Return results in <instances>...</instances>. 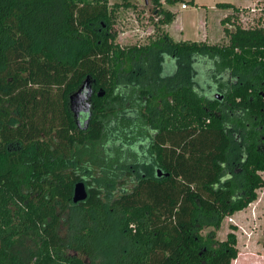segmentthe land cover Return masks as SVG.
I'll use <instances>...</instances> for the list:
<instances>
[{
    "label": "trees",
    "instance_id": "obj_1",
    "mask_svg": "<svg viewBox=\"0 0 264 264\" xmlns=\"http://www.w3.org/2000/svg\"><path fill=\"white\" fill-rule=\"evenodd\" d=\"M115 8L0 0V264H231L235 227L217 230L264 186V26L124 48ZM195 56L213 61L212 92L196 90ZM86 77L79 126L69 96ZM78 180L88 196L73 203Z\"/></svg>",
    "mask_w": 264,
    "mask_h": 264
},
{
    "label": "rangeland",
    "instance_id": "obj_2",
    "mask_svg": "<svg viewBox=\"0 0 264 264\" xmlns=\"http://www.w3.org/2000/svg\"><path fill=\"white\" fill-rule=\"evenodd\" d=\"M177 0L170 3L169 0H160L163 9L175 13V20L170 26L165 28L166 24H159V17L153 11L152 0H108L109 6L116 7L115 22L109 26V33L114 37L115 42L122 47L137 46L145 47L152 41L161 36L162 32L168 31L176 40H204L211 43L227 42L224 37L221 20L224 16L234 13L235 17L226 24L229 30H233L238 23L243 27H256L264 21V0ZM221 2H229L234 8L224 9L218 6ZM187 4V8H181L182 4ZM236 11L234 12V10ZM228 10V11H227ZM106 28L103 24L102 29ZM197 60L195 67V82L197 88L204 87L209 92L215 86V78L212 77L213 61L195 56ZM194 61V59L190 60ZM215 75V74H214ZM200 90V89H199ZM206 96L210 95L207 91L203 92ZM91 103V101H90ZM117 124V123H116ZM120 131H129L125 136L128 139L130 131L121 129ZM239 144L236 140L231 150V157L237 158ZM87 186V182L84 181ZM229 225V231L231 230ZM226 227H220L217 230L218 240L226 238ZM227 232V233H228Z\"/></svg>",
    "mask_w": 264,
    "mask_h": 264
},
{
    "label": "crops",
    "instance_id": "obj_3",
    "mask_svg": "<svg viewBox=\"0 0 264 264\" xmlns=\"http://www.w3.org/2000/svg\"><path fill=\"white\" fill-rule=\"evenodd\" d=\"M224 3H229V2H224ZM186 8L187 6L184 7L183 9ZM224 9H230V8H224ZM171 23L165 25L166 30ZM226 24L225 25L222 24L223 32H224V27H226ZM258 26H264V22L263 23L261 22V24ZM166 32L174 41H188V40H176L173 36L169 34L168 31ZM224 37H226L225 32H224ZM200 41H204V40H200ZM204 42L213 44L207 41ZM232 78L233 80L235 79L234 76L232 75L229 77L223 76L222 80L223 82L227 80V82L230 83ZM235 172H237V170H235ZM229 225L235 227V230L232 231L236 235V248L238 251L236 258L232 260L231 264H264V186L257 190V198L254 201H252L246 208L236 211L233 214L226 216L223 219L220 227H224V226L226 227V232H225L226 235L227 232L229 231L228 229Z\"/></svg>",
    "mask_w": 264,
    "mask_h": 264
},
{
    "label": "water",
    "instance_id": "obj_4",
    "mask_svg": "<svg viewBox=\"0 0 264 264\" xmlns=\"http://www.w3.org/2000/svg\"><path fill=\"white\" fill-rule=\"evenodd\" d=\"M92 95V87L90 86L89 77H86L83 84L69 96V107L73 113L76 114L77 105H85V112L89 111L91 106L90 98ZM98 95H103V92L100 91ZM81 109V108H80ZM89 117L85 120V125L89 122ZM158 175H160V171L158 170ZM88 196L87 187L83 180H78L75 182L73 186V193H72V202L78 203L85 201Z\"/></svg>",
    "mask_w": 264,
    "mask_h": 264
},
{
    "label": "flooded vegetation",
    "instance_id": "obj_5",
    "mask_svg": "<svg viewBox=\"0 0 264 264\" xmlns=\"http://www.w3.org/2000/svg\"><path fill=\"white\" fill-rule=\"evenodd\" d=\"M76 108L79 109V110L76 111V114L75 113H73V114H74V118L76 120V123L80 126L82 123L85 124V120H86L87 117L90 118V116H91V106H90L88 112L87 111L85 112V108L86 107L83 104L82 105H77Z\"/></svg>",
    "mask_w": 264,
    "mask_h": 264
},
{
    "label": "built area",
    "instance_id": "obj_6",
    "mask_svg": "<svg viewBox=\"0 0 264 264\" xmlns=\"http://www.w3.org/2000/svg\"><path fill=\"white\" fill-rule=\"evenodd\" d=\"M181 6H182V8H184V7H186V6H187V4L183 3Z\"/></svg>",
    "mask_w": 264,
    "mask_h": 264
}]
</instances>
